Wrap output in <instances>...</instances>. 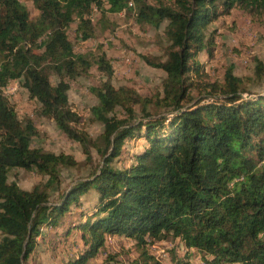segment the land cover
I'll return each mask as SVG.
<instances>
[{"label":"trees","instance_id":"16d2710c","mask_svg":"<svg viewBox=\"0 0 264 264\" xmlns=\"http://www.w3.org/2000/svg\"><path fill=\"white\" fill-rule=\"evenodd\" d=\"M33 6L34 19L21 0H0V264H28L45 233L61 241L78 236L80 252L62 264H87L119 237L135 241L133 264H163L150 251L162 241L184 248L182 258L178 245L172 248L174 264H264V90L243 87L233 65L222 79L205 80L198 60L202 52L212 56L214 30H207L214 21L234 8L264 13V0H33ZM94 8L134 9L142 28L167 22L164 58L142 55L166 74L159 92L114 86L105 52L92 59L73 48L68 28L76 23L77 37L89 39ZM253 62L254 78L264 80V62ZM93 65L103 76L89 89L97 98L92 119L103 126L96 139L79 128L68 98L70 81ZM19 79L41 116L87 156L92 147L100 156L89 175L54 197L62 170L78 162L31 145L38 135L32 119H19L3 93ZM132 139L141 145L125 162ZM18 168L34 171L41 183L21 188L9 180ZM90 191L95 200L83 206L80 198Z\"/></svg>","mask_w":264,"mask_h":264},{"label":"rangeland","instance_id":"374dc122","mask_svg":"<svg viewBox=\"0 0 264 264\" xmlns=\"http://www.w3.org/2000/svg\"><path fill=\"white\" fill-rule=\"evenodd\" d=\"M154 2V0H147ZM30 11L34 19L38 11L34 9L33 0H21ZM133 8V5H131ZM92 22V36L81 40L75 32L76 23H72L67 30L73 48L81 53L88 54L93 59L99 53L105 52L113 66L114 86H130L142 95H152L161 89L166 74L163 70L147 64L142 55L164 58L165 46L168 44L164 35L167 24L164 21L158 28L140 27L134 19V9L122 10L119 13L101 11L94 8L90 14ZM214 34V48L212 56L205 52L198 55L199 63L206 73L205 80L222 79L224 70L233 65L234 74L242 79L243 87L248 91L264 90V80H257L253 76V59L256 57L264 62V13L250 14L241 8H234L228 15L219 17L207 30ZM103 76L93 65L86 76L77 77L70 81L68 90L69 104L80 116V126L96 139L103 130V126L92 119L90 109L97 103L96 96L89 90L96 86ZM203 80V79H202ZM56 78L51 76V82ZM3 93L14 105L19 119H32L38 135L33 138L31 145L55 153L65 152L72 154L78 165L62 170L60 186L52 191L56 196L58 191L69 186L74 180L86 177L98 166L100 156L96 149H90V155L83 153L80 144L69 139L55 123L38 113L39 103L28 96L23 80L10 82ZM142 140V138H141ZM141 140H129L123 154L125 162L129 152L140 148ZM119 161L114 164L119 166ZM9 180H15L23 189H31L40 184L42 177L32 170L13 169L9 173ZM83 206L93 203L95 194L90 191L80 198ZM44 233L47 231H43ZM45 239L38 238V245L28 264L41 261L44 264H62L68 258L80 252L81 242L78 236H71L67 241L53 237L51 233ZM176 244L175 252L178 258L184 257V248L176 242L162 241L151 245V253L163 264H174L172 248ZM138 249L134 240L116 238L105 251L91 258L87 264H133L138 256ZM201 261L191 259V264H200Z\"/></svg>","mask_w":264,"mask_h":264}]
</instances>
